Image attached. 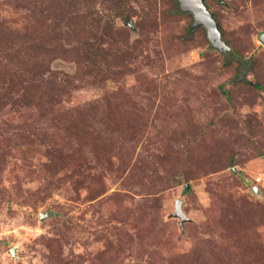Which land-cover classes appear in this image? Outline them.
Returning a JSON list of instances; mask_svg holds the SVG:
<instances>
[{
  "label": "rangeland",
  "instance_id": "obj_1",
  "mask_svg": "<svg viewBox=\"0 0 264 264\" xmlns=\"http://www.w3.org/2000/svg\"><path fill=\"white\" fill-rule=\"evenodd\" d=\"M204 1L227 53L179 0H0V264H264V0Z\"/></svg>",
  "mask_w": 264,
  "mask_h": 264
},
{
  "label": "water",
  "instance_id": "obj_2",
  "mask_svg": "<svg viewBox=\"0 0 264 264\" xmlns=\"http://www.w3.org/2000/svg\"><path fill=\"white\" fill-rule=\"evenodd\" d=\"M179 5L183 11H189V9L193 11V22L191 24L192 27H197L199 25H204L206 27L208 37L213 47H216L222 51H227L230 49L229 45L226 44L222 38L218 22L215 20L213 13L208 10L204 0H179ZM260 39L264 43V33L260 35ZM250 190L256 197L263 194L258 184H253L250 187ZM48 214L50 213L42 212L40 213V218H43ZM169 216L177 219L179 228L181 230L184 229L183 223L186 220H190L183 209V201L180 198L175 199L174 209L169 213ZM15 249V245L10 248L12 255H15Z\"/></svg>",
  "mask_w": 264,
  "mask_h": 264
},
{
  "label": "flooded vegetation",
  "instance_id": "obj_3",
  "mask_svg": "<svg viewBox=\"0 0 264 264\" xmlns=\"http://www.w3.org/2000/svg\"><path fill=\"white\" fill-rule=\"evenodd\" d=\"M180 6V5H179ZM182 10V9H181ZM190 12V11H189ZM209 38V37H208ZM210 40V39H209ZM229 52V50H227ZM227 51H224L225 53H227ZM231 52V51H230Z\"/></svg>",
  "mask_w": 264,
  "mask_h": 264
},
{
  "label": "built area",
  "instance_id": "obj_4",
  "mask_svg": "<svg viewBox=\"0 0 264 264\" xmlns=\"http://www.w3.org/2000/svg\"><path fill=\"white\" fill-rule=\"evenodd\" d=\"M257 179L259 180L260 179V176H258Z\"/></svg>",
  "mask_w": 264,
  "mask_h": 264
}]
</instances>
